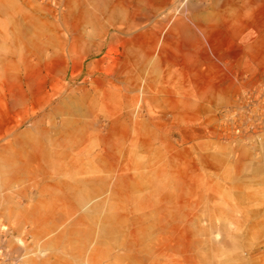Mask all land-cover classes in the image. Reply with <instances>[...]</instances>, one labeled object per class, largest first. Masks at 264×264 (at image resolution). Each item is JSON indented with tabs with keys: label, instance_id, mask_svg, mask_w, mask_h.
<instances>
[{
	"label": "rangeland",
	"instance_id": "obj_1",
	"mask_svg": "<svg viewBox=\"0 0 264 264\" xmlns=\"http://www.w3.org/2000/svg\"><path fill=\"white\" fill-rule=\"evenodd\" d=\"M93 11L0 0V264H264V0ZM136 21L160 32L145 63L109 81L106 48L66 68L75 36L94 50Z\"/></svg>",
	"mask_w": 264,
	"mask_h": 264
},
{
	"label": "bare ground",
	"instance_id": "obj_2",
	"mask_svg": "<svg viewBox=\"0 0 264 264\" xmlns=\"http://www.w3.org/2000/svg\"><path fill=\"white\" fill-rule=\"evenodd\" d=\"M89 1L93 5V8L97 11L102 4L107 3L109 0H89ZM96 11L95 12L93 11L92 14L97 15ZM139 26L140 23L136 21L132 25H127L125 27H119V28L116 27L114 31H116L117 33L105 32L103 34V37L105 38L104 41L101 44H96V48L94 50L86 49L84 38L78 34L73 38V41L69 47L68 58L64 61L66 68L70 69L71 63H75L78 68L77 79H79L84 72V62L87 59L100 56L103 53L104 49L106 48H110V50L106 52L105 56H107L110 53V51L115 49V51L118 54H120L119 55L120 58L116 60L117 63L114 66L115 68L112 69V72L110 73L112 79L109 81L115 79L119 80L120 76L126 73V71L130 67L134 65L143 64L145 63L146 60L152 58L158 48L160 32H152L151 36L147 38L144 35V33L140 31H136ZM177 29L178 30L180 29L182 33L188 32V29L185 26L181 27L180 25H178ZM169 40L170 39H168L166 41V44L163 45V49L159 53L158 61L161 63H166L167 65H170L172 67H175L176 65H178V63L176 62V57L165 50L166 45L169 43ZM87 80L88 79L84 80L83 83L88 84ZM93 82L96 83V81ZM93 82L91 81V83ZM151 82L156 83L157 79L152 78ZM111 84L114 85L113 83ZM148 84L152 85V83L150 82H148ZM131 86H133V84H130V87ZM113 87L116 86L114 85ZM56 88L57 85L53 83L51 85V92L48 94L49 97H53L57 94L55 93ZM79 89H84V87ZM134 90L135 91L137 90L139 93L141 92L144 93V90L141 91L140 88L136 86H133V88L131 89V91ZM102 92L104 96V101L106 102L107 106H109L110 100L112 98V94L109 90L103 88H102ZM108 111L109 112H107L105 116L104 115L102 116L104 119L103 121L107 123V126L103 128L102 125H100L95 131L99 135H103L109 132H114L116 130L115 119H114L115 114L111 110Z\"/></svg>",
	"mask_w": 264,
	"mask_h": 264
}]
</instances>
